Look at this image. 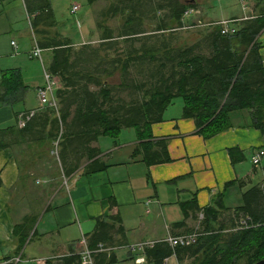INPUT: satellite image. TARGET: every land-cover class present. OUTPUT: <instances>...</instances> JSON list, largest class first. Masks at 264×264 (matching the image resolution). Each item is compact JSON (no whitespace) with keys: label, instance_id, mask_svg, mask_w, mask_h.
I'll use <instances>...</instances> for the list:
<instances>
[{"label":"trees","instance_id":"obj_1","mask_svg":"<svg viewBox=\"0 0 264 264\" xmlns=\"http://www.w3.org/2000/svg\"><path fill=\"white\" fill-rule=\"evenodd\" d=\"M86 1L92 5L99 0ZM106 1L96 15L95 27L100 32L96 42L74 45L70 37L51 31L57 24L51 0H24L34 45L49 51L45 70L54 80L58 109L44 105L24 111L16 115V126L23 121L19 135L29 140L46 135L51 139V153L58 139L57 155L52 154L64 178L83 163L85 174L105 169L100 150L92 143L100 136L116 137L129 127L142 141L146 164L169 161L165 139L151 140V125L163 120L165 109L178 96L182 117L192 118L205 138L229 128L231 114L237 111H246L249 123L264 135V65L257 41L264 28V12L242 20L232 18L237 24L233 34H222L216 24L194 42L178 44L175 33L184 26V18L196 12L195 0ZM190 9L194 11L186 14ZM115 16L121 18L116 30L108 24ZM115 76L118 81L112 82ZM0 86V103L4 104L26 87L18 69L3 71ZM45 125H49L46 133ZM35 126L41 129L33 131ZM5 130L0 127V149L13 141L4 140ZM228 154L232 163L245 157L239 147L228 148ZM260 162L252 164L257 167ZM180 205L184 220L174 226H183L191 215L202 222V231L185 232H200L193 244L171 246L166 238L153 241L143 248L145 264H164L172 254L190 259L191 264H253L264 259L263 184L243 190L241 203L234 208L226 207L221 195L203 207L195 198ZM228 210L240 223L227 229L221 214ZM34 222L26 216L14 226L18 251ZM86 237L94 264L115 262L105 249L127 243L117 213L96 217ZM62 260L79 264L80 256L73 253Z\"/></svg>","mask_w":264,"mask_h":264},{"label":"crops","instance_id":"obj_2","mask_svg":"<svg viewBox=\"0 0 264 264\" xmlns=\"http://www.w3.org/2000/svg\"><path fill=\"white\" fill-rule=\"evenodd\" d=\"M17 1V7L26 11L24 0ZM195 2L196 12L192 14H207L201 1ZM263 2L248 1L245 8L250 13L239 17L240 20L264 12ZM10 4L11 0H0V14L10 13ZM231 18L234 17L226 19ZM11 41L12 38L9 54L17 57V64L0 72L2 75L5 70L18 69L26 87L7 104L0 103V127L6 129L3 138L13 140L0 149V264H63L62 259L73 253L79 254L81 264V252L88 248L86 235L94 229L95 218L116 213L121 217L127 243L105 249L107 255L113 254L116 259L111 264H145L143 250L133 249L132 245L185 233L197 225L190 215L183 226H174L184 220L181 202L195 198L198 206L203 207L214 204L221 195L226 207L234 208L241 203V193L248 187L246 182L257 173L251 161L250 168L245 165L247 155L251 160L264 146V135L247 122L246 111L233 112L229 128L205 138L197 132L192 118L182 117V108H170V104L163 120L151 125V140L165 139L169 161L146 164L142 141L129 127L116 137L108 136L111 140L104 135L92 143L100 150L99 158L105 169L85 174L83 163L79 170L64 178L51 153V139L44 138L45 135L43 139L29 140L19 135L22 126L20 122L16 126V115L41 107L35 89L44 84L45 63L41 64V73L32 64L37 59L32 56L33 39L25 51L15 48ZM257 41L264 65V28ZM21 55L26 56L24 61ZM42 55L47 62L49 51L43 50ZM0 92L3 93L1 86ZM38 129L41 127L32 130ZM42 129L46 133L49 125ZM123 131L128 136L119 138ZM230 147H239L245 157L232 163ZM228 191L235 195L230 204L225 203ZM26 216L33 217L35 222L18 251L14 226ZM140 256L144 261H137ZM17 257L19 260L15 261ZM164 264H191V260L185 257L180 260L172 254L165 258Z\"/></svg>","mask_w":264,"mask_h":264},{"label":"rangeland","instance_id":"obj_3","mask_svg":"<svg viewBox=\"0 0 264 264\" xmlns=\"http://www.w3.org/2000/svg\"><path fill=\"white\" fill-rule=\"evenodd\" d=\"M188 1V0H187ZM200 5L202 8L206 9L207 14H193L189 17L184 18V26L178 28L175 35L178 44H188L197 40L202 34L207 32L219 24V22L227 20L228 17H237L240 20L246 13H250L249 8L246 7L248 1L253 0H200ZM108 1L99 0L98 2L90 5L86 0H54V15L57 21L55 27L50 28L51 31L57 30L62 36H68L72 41L76 42H96L99 37V30L95 27L96 15L99 10L107 5ZM12 4V5H11ZM10 13L0 14V69L16 65L17 57L12 53V48L9 44L10 39L17 44L20 51H25L30 43H32V31L29 24V19L26 11H22L21 7H17L18 1L11 0ZM76 4L79 8L75 11L71 10V7ZM225 19V20H224ZM232 19V18H231ZM230 19V20H231ZM210 21V22H209ZM209 22V23H207ZM121 23V18L115 16L108 20V24L117 29ZM233 24H236L232 22ZM218 26V25H217ZM236 26V25H235ZM82 43V42H81ZM23 61L26 56L21 55ZM45 65L47 62L42 55ZM16 63V64H14ZM32 64L37 68L39 73H41L42 66L39 60L32 61ZM1 76V72H0ZM112 82H117L118 78L115 76L111 78ZM170 108H182L181 97H176ZM234 113H232V121L234 118ZM249 122V119H247ZM131 134L134 135V131L131 129ZM128 135L123 131L120 133L119 138H125ZM108 140L110 137L106 136ZM250 157L247 155L245 165L250 168ZM257 173L248 180L246 183L248 187L253 184H263L264 185V156L259 165L256 167ZM235 201V195L228 191L225 197V203L230 204ZM224 220V227L229 228L230 225H238L240 220L234 217L232 210L225 211L221 214ZM196 220V219H195ZM197 221V220H196ZM202 223V222H201ZM201 223H197L195 230L202 231L200 227ZM191 227V230H193ZM233 228L230 230H235Z\"/></svg>","mask_w":264,"mask_h":264},{"label":"built area","instance_id":"obj_4","mask_svg":"<svg viewBox=\"0 0 264 264\" xmlns=\"http://www.w3.org/2000/svg\"><path fill=\"white\" fill-rule=\"evenodd\" d=\"M78 8L79 6L74 4L71 7V10L75 11ZM193 11L194 10L190 9L186 12V14L191 13ZM231 22H232L231 20H225V21L219 22L218 26L222 34H233L235 32L236 30L235 26H232ZM11 44L15 48L17 47L15 41H11ZM42 51L43 49L35 45L32 51V56L36 57L43 65ZM36 94H37L40 106L47 105L55 110L58 109V101L54 95V80L52 79L50 73L47 72L45 69H44V84L36 88ZM31 113H33V111H31ZM20 124L22 125L23 121H20ZM57 147H58V139L55 140L53 150H52V153L55 155H57ZM263 156H264V149L258 150L256 153H254L251 156L252 163L253 164L259 163ZM202 218H203V212L201 211L198 214V219L201 220ZM199 234L200 232L193 231L189 233H183L177 236H169L165 240L171 246L193 244L196 241ZM153 243H154L153 241H144V242H140L136 244V247L135 245H133L132 247L133 249L137 248L138 250H143L144 247L152 246ZM92 252L93 250H90L88 248H86L84 251L81 252V257H82L81 264H92ZM18 260H19L18 257L15 258V261H18ZM137 261L138 262L144 261V257L143 256L138 257Z\"/></svg>","mask_w":264,"mask_h":264},{"label":"water","instance_id":"obj_5","mask_svg":"<svg viewBox=\"0 0 264 264\" xmlns=\"http://www.w3.org/2000/svg\"><path fill=\"white\" fill-rule=\"evenodd\" d=\"M253 264H264V259H262V260H260V261H257V262H255V263H253Z\"/></svg>","mask_w":264,"mask_h":264},{"label":"bare ground","instance_id":"obj_6","mask_svg":"<svg viewBox=\"0 0 264 264\" xmlns=\"http://www.w3.org/2000/svg\"><path fill=\"white\" fill-rule=\"evenodd\" d=\"M188 8V7H187ZM196 10V9H195ZM199 10V9H198Z\"/></svg>","mask_w":264,"mask_h":264}]
</instances>
